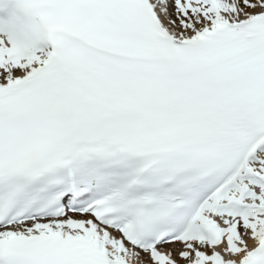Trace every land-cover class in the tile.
<instances>
[{
	"label": "snow or ice",
	"instance_id": "1",
	"mask_svg": "<svg viewBox=\"0 0 264 264\" xmlns=\"http://www.w3.org/2000/svg\"><path fill=\"white\" fill-rule=\"evenodd\" d=\"M0 264H264V0H0Z\"/></svg>",
	"mask_w": 264,
	"mask_h": 264
}]
</instances>
